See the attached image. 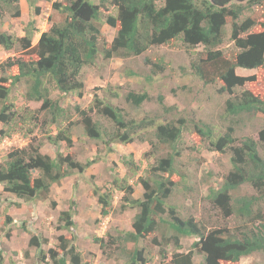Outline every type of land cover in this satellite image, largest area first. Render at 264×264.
<instances>
[{"label": "trees", "instance_id": "1", "mask_svg": "<svg viewBox=\"0 0 264 264\" xmlns=\"http://www.w3.org/2000/svg\"><path fill=\"white\" fill-rule=\"evenodd\" d=\"M36 1L28 0L34 15L39 13ZM43 1L51 3L52 10L61 16V20L53 22L47 31L41 33L33 46L32 39L36 32L33 20L27 24L22 37L13 38L6 32H0V47L4 51H10L18 44L21 50L36 56L34 61L8 57L0 64L3 74L12 68L17 70L14 75L0 78V123L3 124L0 137H10L15 131L12 126L24 121L16 114L14 103L10 101L11 86L25 83V100L41 103V111L48 113L41 126H49L58 122L59 117H64L65 110L60 101L65 99L66 94L81 95L84 89L81 71L85 66L93 65L100 54L104 59L139 56L153 46L173 47L178 41L187 49L201 46L202 51L197 52L190 62L192 73L204 84L221 81L219 92L228 93L254 81L253 76L237 75V68H260L264 72V22H258L255 13L264 0H99V4L90 0ZM159 2L162 4L159 5ZM109 7L116 12L106 14L104 23L116 32L106 48L101 39V10L107 11ZM7 13L12 18L20 17L19 0H0V18ZM227 27L229 39L237 50L232 60L225 58L219 49L227 36ZM145 62L153 68V75L163 72L160 63L147 59ZM53 89L59 94L56 99L50 96ZM156 99L163 112L173 109L164 106L162 96L158 95ZM148 100L150 97L146 92L130 91L125 96V101L136 108ZM94 101V107L86 110L75 106L74 112L79 117L78 123L82 125L84 134L92 139L102 138L109 152L113 151V143H131L138 132L148 129H153L156 145L171 149L165 157L147 167L145 178L140 176L137 179L143 189L140 199L131 197L133 190L130 185L126 183L121 186L119 180L114 179L113 185L124 192L120 198V210L136 208L138 212L133 217L131 230L124 233L118 231L116 236L107 235L106 241L92 237V242L99 245L102 253L109 249L108 245H112L127 257L124 264H147L142 248H138L139 243L149 235L158 233V237L152 238V243L159 247L157 257L161 259V264H192L193 250L201 256L202 264L235 263L254 253L264 255V126L258 132L257 141L244 137L240 144L234 145L233 127H227L223 135L218 136L208 125L200 126L190 121L196 135L205 137L217 149L225 148L231 164L222 183L208 190L207 198L219 211L223 221L233 217L237 226L206 230L192 217L181 219L173 206L166 205L172 192L170 178L182 175L175 161L180 155L176 145L187 129L185 120L156 123L153 118L137 121L126 119L121 109L112 107L97 96H94ZM224 106L225 115H248L264 120V94L254 95L242 89L228 98ZM93 112L110 120L115 129L107 133L98 121H93ZM74 124L77 123H69L68 126ZM56 129L55 134L45 136L53 155L42 152L43 144L35 138L30 139L26 147L12 149L6 154L0 162V200L2 194L7 193L23 201H45L54 184L74 172L82 173L98 160L94 158L81 164L71 156L64 155L60 150L61 145L70 148L73 141L67 131ZM121 160L124 166L139 170L130 158L122 156ZM243 188L251 189L252 193L236 195V191ZM92 193L96 197L100 216L107 217L112 211V190L95 186ZM70 202L68 210L59 213L58 221L60 229L73 232L76 227L73 220L75 202ZM51 206L55 207V202H51ZM5 223H12L9 216H5ZM163 229L170 234L167 235ZM187 237L197 240L190 250L179 252L180 239ZM75 239L76 236L72 235L71 240ZM57 241L58 250L49 254L52 264H88L82 263L73 243L69 245L63 236H59ZM43 242H47L46 239H41L35 233L28 241L30 247L36 248L40 259L45 258L41 250ZM161 244L173 245L174 251L169 257ZM131 246L132 249H128Z\"/></svg>", "mask_w": 264, "mask_h": 264}, {"label": "rangeland", "instance_id": "2", "mask_svg": "<svg viewBox=\"0 0 264 264\" xmlns=\"http://www.w3.org/2000/svg\"><path fill=\"white\" fill-rule=\"evenodd\" d=\"M90 1L99 4V0ZM19 3H21L19 5L20 17L12 18L10 14H5L0 18V32H6L13 38L22 37L27 24L33 20L36 32L32 39V46L36 43L38 36L47 31L53 22L61 20V16L52 10L49 2L36 1V5L39 7L38 15H34L28 0H21V2L19 0ZM158 4L161 5L162 2ZM101 11L103 19L100 25L101 39L107 48L115 36L116 30L106 25L104 19L106 14H114L116 11L113 7H109L107 11ZM255 13L258 22H264V4L255 9ZM219 49L225 58L230 60L237 52L229 39L228 27L227 36ZM200 51H202L201 46L187 49L178 41L173 47L153 46L139 56L104 59L100 54L93 65L85 66L81 71L80 79L84 82L81 95L66 94L65 99L60 101L65 110L64 117H59L57 120L63 122L60 124L55 122L49 126H41V123L44 122L43 118L48 115L46 110L41 111V103L25 100V83L21 82L11 86L10 101L14 103L16 114L23 117L24 121H18L13 125L15 127L12 126L15 131L10 137L6 135L0 137V162L5 159L10 150L26 147L32 138L43 144L42 152L53 155V149L45 142V136L51 133L55 134L58 130L56 128L67 131L73 141L70 148L64 144L61 145L60 150L64 155L71 156L81 164L94 158L98 160L82 173L74 172L58 184H54L45 201H23L11 194H2L0 200L2 264H52L49 254L50 251L58 250L59 236L68 240L69 245L72 243L75 245L80 253L82 263L124 264L127 261L125 254L119 253L121 251L117 247L108 245L109 249H105V253H102L99 245L92 242V237L103 238L106 241L107 235L116 236L118 231L124 233L131 230L133 217L138 212L136 208L120 210V198L124 192L113 185L114 179H118L121 186L126 183L130 185L133 190L131 197L140 199L143 189L137 179L140 176L145 178L147 167L165 157L171 152V149L156 145L152 135L153 129L138 132L131 143H113L111 145L112 152L108 151L102 138L87 137L83 132L82 125L78 123L79 117L74 112V107L79 106L86 110L89 107H94L96 105L94 96L112 107L121 109L126 119L137 121L143 118H153L156 123L185 120L187 129L176 145L180 155L175 161V166L182 175H174L170 178L172 192L166 205L173 206L177 216L181 219L192 217L206 230L213 227L232 229L237 226V221L233 217L223 221L219 211L212 206L207 198L208 190L219 186L224 175L231 168L229 154L227 151L224 152L225 148L217 149L208 142V139L196 135L191 129L190 121L200 124V126L208 125L218 136H222L227 127H233V137L236 140L234 145L240 144L244 137H251L257 141L258 132L264 126V120L261 117L248 115L235 117L225 115L224 104L228 98L238 94L242 89L262 96L264 94V72L260 68L255 70L237 68L235 70L237 75L253 76L254 81L247 82L242 88L234 89L232 93L219 92L222 86L221 81L204 84L190 69L191 60ZM8 57L36 60L34 54L21 50L18 44L10 51H4L0 47V64ZM145 59L160 63L164 68L163 72L153 75L151 73L153 68L145 62ZM16 72V68L7 70L4 74L0 71V78L14 75ZM130 91L146 92L150 100L136 108L125 101V96ZM58 95L56 90H51L52 99H56ZM158 95L163 97L165 107L173 108L171 111L163 112L162 106L156 99ZM91 117L93 121H98L107 133H111L115 129L114 124L101 114L93 112ZM69 123L77 124L69 127ZM2 126L3 124L0 123V128ZM122 156L133 160L139 170L134 171L132 168L124 166L121 160ZM95 186L112 190V211L105 218L100 216L96 197L92 193ZM246 193H252V190L243 188L236 191V195ZM71 200L75 202L73 220L76 227L73 232L60 229L61 224L58 221L59 213L68 210ZM51 202H55V207L51 206ZM5 216L11 218V224L6 225ZM164 231L167 235L170 234L168 231ZM32 233L47 241L43 242L41 246L42 253L45 255L44 259L38 258L36 248L28 245ZM72 235L76 236L73 241L71 240ZM154 236L158 237L159 235L158 233L149 235L145 240L140 241L138 246V248H142L147 264H161V259L157 257L159 247L152 243ZM196 240L193 237L181 238L179 252L190 250L192 243ZM158 241L163 242L160 239ZM160 246L166 249L168 257L174 251L172 244L166 246L161 244ZM129 248L132 249V246ZM193 253L192 264H202L201 256L195 250ZM263 263L264 255L254 253L240 258L235 263L223 264Z\"/></svg>", "mask_w": 264, "mask_h": 264}, {"label": "crops", "instance_id": "3", "mask_svg": "<svg viewBox=\"0 0 264 264\" xmlns=\"http://www.w3.org/2000/svg\"><path fill=\"white\" fill-rule=\"evenodd\" d=\"M20 2H21V0H20ZM21 3H19V5H20ZM40 36V35H39ZM39 36H38V38H39ZM38 38L36 39V40H38ZM37 42V41H36Z\"/></svg>", "mask_w": 264, "mask_h": 264}]
</instances>
